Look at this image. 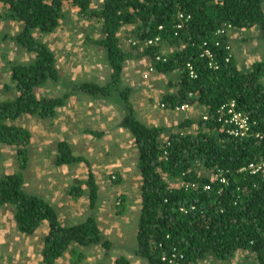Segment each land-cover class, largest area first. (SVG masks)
Wrapping results in <instances>:
<instances>
[{
    "label": "trees",
    "instance_id": "16d2710c",
    "mask_svg": "<svg viewBox=\"0 0 264 264\" xmlns=\"http://www.w3.org/2000/svg\"><path fill=\"white\" fill-rule=\"evenodd\" d=\"M93 2L73 0V5L102 21V37L90 42L107 52L111 73L104 85L88 80L67 82L56 53L35 35L37 30L51 33L57 29L65 16L62 0H0L4 8L0 19L21 23L13 35L0 31V44L12 42L35 55L27 63L12 61L15 95L0 97V143L15 147L20 166L18 172L0 178V209L12 205L17 229L26 235L48 224L44 264H55L68 250L71 264H80L85 257L80 246L91 245H100L107 258L111 250L127 249L147 264H163L162 254L171 256L173 250L185 255L184 264L210 259L229 262L241 251L246 252L247 264H264V175L242 170L264 159V60L241 67L231 52L228 33L217 34L230 25L255 27L264 42V0H101L99 8L92 10ZM180 14L190 18L180 19ZM127 25H135V36L144 47L122 46L119 33ZM156 37L158 41L146 44ZM207 49L212 57L205 53ZM145 57L158 74L177 75L168 81V88L177 90L165 95L167 108L190 103L203 106L204 114L184 117L177 132L140 120L132 102L134 89L125 84L124 66L128 60ZM52 85L64 86V91L39 95V89ZM76 95L91 100L116 98L125 108L118 127L135 141L142 181L133 247L102 230L97 216L100 187L92 170L85 181L68 190L75 199H89L91 213L77 223H64L49 199L25 188L32 133L16 121L26 114L54 118ZM233 101L250 117L247 137L235 138L223 129L219 110ZM89 133L105 135L102 130ZM166 133L169 145L163 140ZM80 162L90 165L67 141L58 143L57 166ZM200 168H207L211 175L227 171L228 182L201 176ZM125 210V205L120 206L119 214ZM115 264H132V260L120 254Z\"/></svg>",
    "mask_w": 264,
    "mask_h": 264
},
{
    "label": "rangeland",
    "instance_id": "374dc122",
    "mask_svg": "<svg viewBox=\"0 0 264 264\" xmlns=\"http://www.w3.org/2000/svg\"><path fill=\"white\" fill-rule=\"evenodd\" d=\"M62 1L65 16L57 29L51 33L37 30L36 37L49 45L56 53L59 68L67 82L88 80L106 84L111 73V67L106 59V49L90 42L91 38L102 37V21L98 17L90 16L89 18L85 13L80 12V8L73 5V0ZM100 3L101 0H94L92 10L98 9ZM3 10V4L0 3V13ZM20 27V22L0 19V31L13 35L20 30ZM135 35V25L124 26L119 33L122 46L131 48L129 39L134 38ZM228 35L231 52L241 67L249 68L253 63L264 60V42L259 38L260 32L257 28H231ZM34 57V54L18 48L12 42L0 44L1 98L15 95L16 87L10 70L12 61L27 63ZM150 63L152 62L148 57L127 61L125 84L136 83L137 86L145 89L151 88L156 83L155 88L158 89L165 88L169 77H177L175 74L162 75L155 72L146 80L144 73ZM131 68H134V73L130 72ZM155 79L158 80L154 81ZM63 91L64 86L52 85L39 89L38 93L39 95H57ZM143 95L144 93L140 90L132 93L137 115L144 123L154 125L159 122L157 116L160 114L158 111L160 104H156L158 107L156 108L154 98H146L145 100H149L154 108H151L148 113L145 111L144 116L142 110L138 108L141 107V100L145 98ZM124 113L125 108L116 98L91 100L85 96L76 95L69 99L67 105L60 109L54 118L43 119L26 114L16 123L30 129L32 133L29 166L25 170V188L29 192L41 194L49 199L64 223H77L91 213L89 199L87 196L75 199L68 190L73 185H78V181H85L92 170L100 187L101 199L97 212L99 224L110 238L130 246L135 243L134 234L140 214L142 181L137 168L138 154L135 141L127 130L121 132L118 129V123ZM184 115L180 112L168 115L167 120L171 123H168L166 127L172 126L177 132ZM189 116L193 115L189 114ZM148 118L154 123H147L145 120ZM163 121L165 125L166 120ZM91 129L105 131V135L101 138L96 137L89 133ZM168 137V133L163 136L165 140H168ZM60 141H67L73 152L84 156L90 165L80 162L74 165L57 166L55 160ZM19 170L18 153L15 147L0 143V178L4 174ZM199 173L201 176L212 177L206 168H200ZM173 186L178 187L179 184L174 183ZM122 196L125 198L122 199ZM124 205L126 212L120 215L119 207ZM14 211L15 208L12 205H6L0 209V238L2 236L3 242L6 239L5 243L2 242V246L7 257L2 264H18L20 257L24 259L26 256L34 257L33 253L39 249L38 245L44 236L43 228H46L43 226L35 234L19 236L17 227L14 226L16 225ZM14 241H21V244L18 243L16 246L13 244ZM92 252L93 254L90 255L92 259L80 264H115L116 257L120 254L131 257L132 264H147L124 248L106 259L103 258L104 252H99L98 249ZM245 255L246 252L241 251L229 262L210 259L202 260L198 264H247Z\"/></svg>",
    "mask_w": 264,
    "mask_h": 264
},
{
    "label": "built area",
    "instance_id": "2783aa9c",
    "mask_svg": "<svg viewBox=\"0 0 264 264\" xmlns=\"http://www.w3.org/2000/svg\"><path fill=\"white\" fill-rule=\"evenodd\" d=\"M180 19H189L190 16H186L184 18L183 14L179 15ZM183 26V24H179V27ZM233 28L231 25L228 26V28L225 29H219L217 31L218 35H223L224 33H228V31ZM159 37H156L154 40H148L146 42V44H153L154 42L158 41ZM129 43L132 46L138 45L139 41L136 39H129ZM218 44V43H217ZM230 48V47H229ZM205 53L207 55H209V57H212V53L210 50H206ZM158 60L161 59L160 56L157 57ZM189 67V71H190V75L192 77L196 76V73L193 69V67L191 65H188ZM156 72V69L154 67V64L150 63L148 65V67L146 68V71L144 73V78L147 80L151 77L152 74H154ZM160 106L163 109H169L166 107V104L164 102L160 103ZM196 106H200V105H194V104H190V103H185L179 107H176L175 109H170L173 112H180V113H184L186 115V118H189V114H191L193 111H195ZM220 115V121H222L223 123V129L232 137L235 138H243V137H247L249 136L250 133V129H251V123H250V117L244 113L243 111H240L237 109L236 107V103L230 102L228 105H224L223 107H221V109L219 110ZM209 115L205 114L204 115V119H208ZM167 145L170 144L169 140L166 141ZM242 170H247L250 174H262L264 175V159L258 160V161H254L251 162L248 166H245L242 168ZM216 180H219L221 183H227L228 182V177H227V171L224 170H218V172L214 175L213 177ZM196 185V184H194ZM206 188H209V186H206ZM182 211H185L184 208L181 209ZM185 256L176 251L173 250V254L171 256H167L166 254H162L161 256V261L164 264H183V260H184Z\"/></svg>",
    "mask_w": 264,
    "mask_h": 264
},
{
    "label": "crops",
    "instance_id": "0c3cea01",
    "mask_svg": "<svg viewBox=\"0 0 264 264\" xmlns=\"http://www.w3.org/2000/svg\"><path fill=\"white\" fill-rule=\"evenodd\" d=\"M131 65H129V67H130ZM128 67V68H129ZM126 70V69H125ZM130 72L131 73H134V68H131V70H130ZM126 73V72H125ZM163 75V74H162ZM168 75H170V74H168ZM170 79H172V77H169ZM170 79H168V80H170ZM158 79H155L154 81H157ZM131 86L133 87V89H134V91L133 92H138L139 90L140 91H142V93H144V97L145 98H143L142 100H141V107H138L139 109H141L142 110V113H143V115L145 116V111H146V113H148L150 110H151V108H154V107H156V108H158L157 107V105L158 104H160L161 102H164V98H165V95L166 94H168L169 92H171V93H173V92H175L176 90H177V88L175 89V88H168V81H167V83H166V86H165V88H163V87H160V88H155L156 87V83L154 84V85H152L151 86V88H145V89H142L139 85L137 86V84L136 83H132L131 84ZM151 97H153L154 98V100H153V102L155 103V105L156 106H154V107H152V105H151V103H150V101L148 100H145L146 98H151ZM132 102H133V100H132ZM134 107H135V110H136V115H137V108H136V106L134 105ZM203 106H196V109H195V111H194V113H191L190 115H193V116H196V117H198L197 115L199 114H197L196 112H199V110H201L202 112H203ZM159 110V112H160V114H159V116H157V119L159 120V122L158 123H155L154 125H152V126H167L168 125V123H171V121H169V120H167V116L168 115H170V114H174V112L173 111H171L170 109H163L161 106H159V108H158ZM152 112V111H151ZM186 115H184V117H185ZM193 116H190V117H193ZM137 117L140 119V120H142L138 115H137ZM150 118V117H149ZM149 118L148 119H146L145 121L147 122V123H154V122H150L149 121ZM121 119V118H120ZM163 120H166L165 121V125L163 124ZM143 121V120H142ZM144 122V121H143ZM175 125H177V124H175ZM169 128H174V127H169ZM118 129H120V131L122 132V131H124L125 129L124 128H122V127H119ZM174 132H175V130H174ZM170 133H171V131H170ZM168 135H169V133H168ZM116 138V137H115ZM163 140L164 141H167V140H165L164 138H163ZM140 208H141V205H140ZM15 222V221H14ZM14 224H16V222L14 223ZM14 226H16L17 227V224L16 225H14ZM43 226H45L46 228H43V232H44V236L42 237V240H41V242H40V244L38 245L39 246V249L38 250H36L33 254H34V257H28V256H26L25 257V259L24 258H22V257H20L19 258V261H18V264H44L43 263V258H42V250H43V247H44V237H45V235L47 234V232H48V224L47 223H44L41 227H43ZM136 228H137V225H136ZM39 230V229H38ZM38 230L36 231V232H38ZM17 232H18V234H19V236H21V234H23V233H21V232H19L18 231V229H17ZM35 232V233H36ZM34 233V234H35ZM26 235V234H25ZM136 235V231H135V234H134V236ZM5 241H6V239H5ZM5 241L3 242L2 241V236H1V238H0V249H1V247H2V249L0 250V264H2V261H4L7 257H6V254L3 252V250H4V248H3V246H2V242L3 243H5ZM21 244V241H14L13 242V244H16V246H17V244ZM7 244V243H6ZM135 244V243H134ZM134 244L133 245H126V246H129V247H133L134 246ZM16 246H15V248H16ZM37 246V247H38ZM95 247H97V248H95ZM28 248H30V246L28 247ZM27 248V250H30V249H28ZM80 249L83 251V252H85V257H84V261L83 262H88L89 260H91L92 258L90 257V255L91 254H93V252L92 251H95V249L97 250L98 249V251L99 252H104V249L100 246V245H91V246H80ZM35 250V249H34ZM99 252H98V254H99ZM114 252H116V250H111V253H110V255H114ZM4 256H5V258H4ZM71 256H72V254H71V251L70 250H68L65 254H64V256H62L61 258H59L58 260H57V262L55 263V264H71ZM18 258V257H17ZM103 258H107L106 256H103ZM112 258V257H111ZM117 258V257H116ZM129 258H131V257H129ZM7 260V259H6ZM27 261V262H26ZM116 261V260H115ZM6 262V261H5ZM83 262H81V263H83Z\"/></svg>",
    "mask_w": 264,
    "mask_h": 264
},
{
    "label": "clouds",
    "instance_id": "9594fccd",
    "mask_svg": "<svg viewBox=\"0 0 264 264\" xmlns=\"http://www.w3.org/2000/svg\"><path fill=\"white\" fill-rule=\"evenodd\" d=\"M133 39H136V40H138L137 38H136V36L133 38ZM139 41V40H138ZM138 45H141V46H143L144 47V44H140V41H139V44ZM131 47H135V46H137V45H135V46H132V45H130ZM142 48V47H141ZM129 61V60H128ZM125 68H126V65L124 66V75H125ZM170 109V108H169ZM203 109V112L201 111V110H199L200 111V113H199V115L201 114V113H203L204 114V110H205V108H202ZM207 169V168H206ZM208 170V169H207ZM209 171V170H208ZM210 172V171H209ZM214 177V175H212V178ZM214 179V178H213ZM41 228V227H40ZM185 256V255H184ZM161 258V257H160ZM184 262H185V258H184V260H183V264H184ZM164 264V263H163Z\"/></svg>",
    "mask_w": 264,
    "mask_h": 264
}]
</instances>
